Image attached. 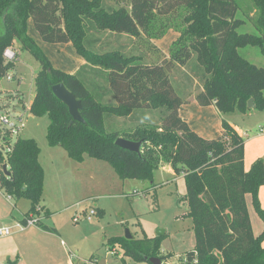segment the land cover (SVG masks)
Segmentation results:
<instances>
[{"label":"trees","instance_id":"obj_1","mask_svg":"<svg viewBox=\"0 0 264 264\" xmlns=\"http://www.w3.org/2000/svg\"><path fill=\"white\" fill-rule=\"evenodd\" d=\"M251 1L255 16H249L258 34L237 32L244 21L235 18L233 0H0V78L13 68L16 60L5 61L3 51L15 43L39 63L29 112L47 115L50 145L62 147L77 161L85 155L107 161L121 179L149 180L162 163L184 176L195 246L181 264H264V209L258 197L263 158L245 170L244 138L229 121L222 118L220 135L208 139L179 115L195 87V101L213 105L221 114L264 111V68L238 52L251 45L264 55V0ZM177 7L183 8V26L167 56L154 44L145 53L129 39L120 42L122 36H150L156 16ZM29 19L42 41L71 42L84 66L74 73L55 68L28 34ZM153 52L158 58L151 57ZM87 67L103 74L113 101L90 91L86 84L92 86L79 76ZM57 83L80 100L85 123L72 122L68 108L52 92ZM250 98L253 108L247 107ZM112 115L125 118L127 126L107 130L105 117L109 124L117 121ZM118 137L141 140L140 154L115 145ZM39 154L33 138L18 136L5 157L0 154V189L8 197L29 200L21 222L35 217L43 230L56 232L40 223L45 174ZM246 194L263 222L258 235L252 231ZM108 241L131 259L122 264H152L150 257L169 264L171 254L160 251V235Z\"/></svg>","mask_w":264,"mask_h":264},{"label":"rangeland","instance_id":"obj_2","mask_svg":"<svg viewBox=\"0 0 264 264\" xmlns=\"http://www.w3.org/2000/svg\"><path fill=\"white\" fill-rule=\"evenodd\" d=\"M233 1L238 6L235 18L244 21L237 32L258 34L251 18L255 16L252 1ZM182 19L183 8L177 7L168 14L156 16L150 36L134 39L122 36L120 42L129 39L133 42L132 47L144 52L145 48L154 44L167 56L171 43L179 36ZM28 22V34L31 31L38 37L32 21L29 19ZM39 43L55 68L74 71L77 59L83 60L71 42L47 43L39 37ZM16 47L19 54L9 71L13 78H0V115H8L15 122L18 115L22 119L17 123L20 129L10 131L7 137L3 136L7 127L0 124V154L5 157L7 148L13 145L18 136L36 141L40 148L39 161L45 174L44 192L40 200L44 212L41 213L40 223L52 227L56 232L35 233L31 238V246L23 244L25 235L21 231L29 226L40 225L26 226L21 222L22 214L30 208L28 199L8 198L0 189L1 196L8 201V204L2 206L8 212V220L1 225L10 231V235L0 238V252L15 246L12 244L15 242L17 249L8 261L21 259L23 255L26 264H50L43 258L47 253V258H55L56 263L60 264H67L66 257H71L74 264H86L88 260H91L90 264H122L123 259L127 262L131 259L124 256L118 246L112 247L108 240L125 237L128 232L135 238L160 235V251L171 254L168 263L181 264L186 253L195 246L192 219L187 215L184 198V176L172 174L167 171L166 165L160 164L149 180L121 179L107 161L87 155L77 161L69 157L62 147L50 145L46 137L49 123L47 115L35 116L26 109L34 95V76L40 65L29 52ZM238 52L257 67L264 68V55L259 47L248 45L238 48ZM151 57L158 58L155 52ZM79 76L83 77L81 71ZM86 85L95 93L93 88ZM196 90L195 87L189 98L195 100L192 95ZM189 111L193 117L199 118L191 106ZM223 118L235 122L242 133L246 130L250 133L263 124L264 111L253 109L250 114L225 113ZM127 123L125 118L119 117L109 124L105 117L107 130L126 127ZM249 208L252 225L256 230L257 223L261 224L262 220L254 211L252 203ZM90 210H96V213L91 220H87L86 215ZM45 212L48 214L45 215ZM135 264L149 263L136 261Z\"/></svg>","mask_w":264,"mask_h":264},{"label":"crops","instance_id":"obj_3","mask_svg":"<svg viewBox=\"0 0 264 264\" xmlns=\"http://www.w3.org/2000/svg\"><path fill=\"white\" fill-rule=\"evenodd\" d=\"M28 27H29V22H28ZM28 30L29 29L27 28V31ZM29 35L35 40V42L38 45L41 46V43H39V37L40 36L37 37L31 31H29ZM16 45L17 46H19V45L16 43L14 45L15 49L18 51ZM18 54H19V51H18ZM84 64H85V61L80 60L78 58L77 63H76V69L74 71H66V70H64V71L69 72V73L77 72L79 69H81L84 66ZM82 74H83V78L86 79V81L89 82V84L92 86V88L95 89L97 96L101 100H105L107 102L113 101V98L110 95V92L108 90V85L105 81L103 74H99V72L92 70L90 67L84 68V71ZM192 96H194V95H192ZM194 101L195 100H193V98L190 97L189 102L182 105V107L179 109V115L181 117L185 118L186 121L188 122L189 126L196 133H198L200 136H202L204 138H208V139L215 138V137L219 136L221 133V119L223 118V114L219 113L213 105L200 106L196 102L198 104V106H196L194 104L195 103ZM190 106L198 114L197 116L199 118L196 119L195 117H193L192 112L189 111ZM144 111H147V110H144ZM246 113L250 114L251 111H248ZM243 114H245V113H243ZM139 115L142 116L144 114H142V112H140ZM229 123L231 125H233L235 127V129L239 132V134L244 138L243 164H244L245 170H248L250 168L252 162L255 159L260 157V158H263V160H264V121L262 122L263 124L261 126H259L258 129L252 130V131L250 130L251 131L250 133H248L247 130L244 133H242L241 130L239 129V127L233 121H229ZM162 164L166 165V169L168 172H170L172 174L174 173L172 167L168 163H162ZM43 192H44V188H43ZM258 197H259L260 205L264 209V184L258 190ZM5 201H6V199H4L0 194V203H1L0 204V227L2 226L1 224L3 222L8 220V212L6 211V209H4L2 207L3 204H5V203L8 204L7 203L8 201H6V202ZM246 203H247V209H248V213H249V217H250V208H249V205L251 206L250 194H246ZM40 206H41V208H44V206L41 205V203H40ZM43 212H44V210L41 209L40 215H39L40 218L42 216L41 213H43ZM24 213L22 214V216L24 215ZM250 221H251L252 231H253L254 235H258L263 229V222L261 224L257 223V229L255 230L254 226L252 225L251 218H250ZM37 225H39V224H37ZM21 232H22V234L25 235L22 243L25 245L31 246L32 245L31 238H32L33 234H35V233H48L49 231H45L42 228H40L39 226H29V227H26ZM12 244L17 246L15 242H13ZM263 244H264V242H263ZM15 246L10 247L9 249H7L3 252L2 251L0 252V264H6L9 256H13L14 250L17 249V247H15ZM16 257H17V255H16ZM13 258H15V257H13ZM43 258L46 259V261L49 262L50 264H60L59 262L56 263L55 258H53V259L47 258V253L43 256ZM66 260H67L66 261L67 264H74L73 259L71 257H66ZM13 261H15L16 264H26V259L24 258L23 255H21V259H13ZM86 262L89 264L90 261L88 260Z\"/></svg>","mask_w":264,"mask_h":264},{"label":"water","instance_id":"obj_4","mask_svg":"<svg viewBox=\"0 0 264 264\" xmlns=\"http://www.w3.org/2000/svg\"><path fill=\"white\" fill-rule=\"evenodd\" d=\"M53 94L57 99H59L67 108L70 116L72 117V122L73 121H78L81 123H85V120L80 114V110L82 108L81 102L79 99L76 98V96L70 92L63 83H57L52 85L51 87ZM247 107L248 108H253L254 103H253V98H250L247 101ZM141 140L138 141H133V140H128L123 137H118L115 140V145H117L120 148L126 149L130 152H134L137 154H140V146H141ZM2 170L5 175L9 176V172L7 171V166L3 165ZM162 233V232H160ZM132 236L128 232L125 234V238L130 239ZM149 261L152 264H161V260L157 257H150ZM6 264H16L15 261H7Z\"/></svg>","mask_w":264,"mask_h":264},{"label":"built area","instance_id":"obj_5","mask_svg":"<svg viewBox=\"0 0 264 264\" xmlns=\"http://www.w3.org/2000/svg\"><path fill=\"white\" fill-rule=\"evenodd\" d=\"M3 57H4L5 61L13 62L18 57V51L15 49L14 46H8L3 51ZM6 78L8 80H11L13 78V75L8 73V74H6ZM26 109L29 110V105L26 107ZM16 118H17V122L10 120L8 115H0V124L5 125L7 127V130H10L11 132H13L15 129L19 130L20 126L17 123H18V121H21V119H22L21 115L16 116ZM8 198H10V197H8ZM95 213H96V210H90V212L86 215V219L91 220L92 215H94ZM23 224H25L26 226L37 224V219L35 217H29L25 220V222ZM8 235H10L9 228H5V227L1 226L0 227V238H3V237L8 236ZM89 261H91V260H89ZM89 264H90V262H89Z\"/></svg>","mask_w":264,"mask_h":264}]
</instances>
